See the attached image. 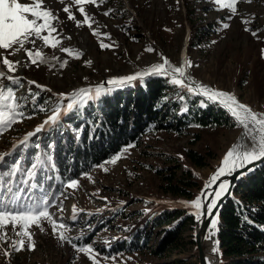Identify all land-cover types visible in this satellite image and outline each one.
I'll return each mask as SVG.
<instances>
[{
	"label": "rangeland",
	"instance_id": "1",
	"mask_svg": "<svg viewBox=\"0 0 264 264\" xmlns=\"http://www.w3.org/2000/svg\"><path fill=\"white\" fill-rule=\"evenodd\" d=\"M64 3L71 4V0H64ZM46 4L59 17L55 27L62 38L60 45L46 47L41 40L35 45H26L42 51L44 59L37 64L31 63L23 50L8 55L0 49V56L21 62L16 65L17 80L0 78V111L14 110L16 121L0 134V156H3L0 164L6 159L17 164L24 154L19 156V150L25 149L33 137L40 138L48 126L54 124L35 133L27 143H21L27 133L35 132L44 124L56 107L66 106L67 99L59 98L58 94L90 90L91 98L76 97L78 103L74 108L81 107L98 99L95 97L97 86L114 88L107 84L108 80L145 72L152 65L163 63L162 57L173 67L190 61L192 66L186 69V75L193 87L201 84L230 93L253 112L264 113V0H239L236 14L213 0H103L98 7L85 5L95 21L93 28L111 37L104 39V43L113 46L103 49L100 47L102 37L94 36L89 27H77L76 21L69 20L60 0H46ZM109 10L110 14L105 16L104 12ZM72 11L77 19H83L76 6H72ZM225 23L228 28L223 27ZM246 28L251 31H245ZM252 32H256V36ZM61 47L77 49L82 55L79 58L69 56L60 51ZM148 48L154 51H146ZM64 61L67 63L61 67ZM0 68L6 71V66L0 65ZM152 76L165 78L169 99H187L193 94L172 83L171 76L163 72L145 75L142 80L138 78L128 84ZM176 76L179 78L178 74ZM9 81L15 87L13 91L5 88ZM9 94L14 101L3 99ZM5 105L12 107L9 109ZM226 112L236 123L233 127L192 124L180 134L148 131L139 141L130 144L131 147L126 146L78 178L75 188L66 186L53 197L45 191L43 181L38 183L32 177V188H25L19 181L3 180L6 176L1 172L0 202L18 209L20 205L47 199L50 202L47 210L58 227L54 234L52 222L48 220H42L40 226H30L27 231L31 233L34 250H28V239L24 237L25 246L17 252L9 245L20 237L15 236L12 225L8 224L2 230L7 233V240L0 242V264H92L88 254L77 251L74 244L91 245L100 254L96 257L100 264H199L194 242L196 223L193 228L184 223L179 241L162 255H156L162 232L172 224L164 221L159 225L157 218L159 215L164 218L162 212L172 209L195 212L196 222L199 221L197 216L201 218V213L189 204L201 194L205 182L220 166L235 137L244 130ZM247 139L250 147L252 141L248 136ZM190 151L206 155L205 164H194L188 158ZM114 157L115 162H112ZM187 169L197 185L188 188L185 194H181L180 188L176 194L171 192L170 177L176 182ZM16 194L20 196L19 201L13 199ZM61 205L63 211L59 210ZM74 205L78 213L75 219ZM59 224L67 227L60 228ZM210 230L208 232L214 236L216 225L210 226ZM60 233L71 242L61 240ZM210 234L206 233L205 238ZM214 248L218 254L217 242ZM6 249L10 252L7 257L4 255Z\"/></svg>",
	"mask_w": 264,
	"mask_h": 264
},
{
	"label": "trees",
	"instance_id": "2",
	"mask_svg": "<svg viewBox=\"0 0 264 264\" xmlns=\"http://www.w3.org/2000/svg\"><path fill=\"white\" fill-rule=\"evenodd\" d=\"M5 88L15 89L10 81L5 83ZM168 90L165 78L152 76L135 84L114 87L95 101L62 114L41 134V139L35 136L25 149L19 150L24 154L17 164L9 159L0 164V173L6 176L3 180H16L30 188L34 177L38 183L43 181L45 191L53 197L71 180H77L139 141L148 131L180 134L192 124L199 127L236 124L222 106L208 101L207 106H201L203 100L198 94L182 100L169 99ZM205 156L194 151L188 153L197 166L205 164ZM33 164L37 165L36 173L30 175L34 172ZM191 176L187 169L176 182L170 177L171 192L176 194L180 188L181 194L188 193V188L197 185ZM162 214L164 218L162 215L157 218L159 225L164 221L172 224L160 236L155 250L158 256L179 241L184 223L191 228L196 223L192 213L181 209ZM216 228L222 264H264V164L241 179L222 205Z\"/></svg>",
	"mask_w": 264,
	"mask_h": 264
},
{
	"label": "snow or ice",
	"instance_id": "3",
	"mask_svg": "<svg viewBox=\"0 0 264 264\" xmlns=\"http://www.w3.org/2000/svg\"><path fill=\"white\" fill-rule=\"evenodd\" d=\"M64 4L63 12L67 14L69 20L76 21L77 27L87 26L92 29V34L100 39V47L110 48L113 45L104 43V39H111L108 33H101L98 28H93L95 23L93 17L86 11L85 5L99 6L103 0H71V4H65L64 0H60ZM179 2V0H177ZM213 2L219 5L221 8L227 7L233 14H236L239 0H213ZM76 6V11L83 17L82 20L77 19L76 15L72 11V6ZM111 10L104 12L105 16L110 14ZM231 19V16L228 17ZM59 20V17L54 14L52 9L46 4V0H29V2H21V0H0V49L8 53V55H14L16 52L21 50L24 51L31 63L37 64L42 62L44 57L41 50L28 48L26 45H35L37 40H41L46 47L56 48L61 44L62 38L59 37V31L55 27V22ZM248 23V21H242ZM224 28H228L227 23L223 24ZM245 31H251L246 28ZM46 33V34H45ZM253 36H256V32H252ZM70 38V37H69ZM61 52L79 58L82 52L77 49H71L67 47H61ZM146 51H154L153 48H148ZM264 52V50H262ZM35 57V58H33ZM53 59H58L53 57ZM163 63L152 65L147 71L142 73H136L135 75L115 77L107 81L108 85L115 87H122L133 80L140 78L141 80L145 75L149 74H160L163 72L165 75L171 76V82L181 87L187 88L190 93L202 95L206 98L205 101H201V106H207L206 101L212 103H219L223 106L237 121L238 125H242L245 129V134L251 139L252 144L250 147L244 144L233 145L232 148L223 156L220 166L216 171L209 177L205 182L204 188L201 190V194L197 196L193 201L190 202L189 206L200 212L201 215L206 214L210 218V226L215 227L217 224V217L215 210L218 209L219 202L222 197L228 192L230 188V182L227 180H221L220 178L226 174H231L234 170L240 167H244L247 164L253 163L258 160H264V113L253 112L248 106L239 103L235 96L230 93L214 90L208 86L201 84H195L189 80L186 75V69L191 67L190 61H184L181 66L173 67L167 58L162 57ZM20 61H12L7 56H0V65L6 66L7 73L12 75H6L4 70H0V78H7L9 80H17L15 76L16 65L20 64ZM67 61L61 63V67H64ZM88 63H91L90 61ZM178 74L179 78H177ZM188 80V83L185 81ZM30 84H35V81H29ZM38 87H42L39 86ZM113 88H104L103 86H97L95 88V97L99 98L101 95L112 91ZM2 96V93H0ZM59 98L67 99V104L64 108L56 107L52 114L47 117L44 124L38 126L35 132H29L25 135L22 144L27 143L29 138L35 133L40 132L45 126L55 123L60 118V115L67 114L72 111L77 105L78 100L76 97L88 96L91 98L90 90L79 89L73 93L58 94ZM5 100H13L14 97L9 94L3 97ZM4 107L11 109V105H5ZM15 121L14 110L9 112L0 111V134L7 127H10ZM132 145H129L131 147ZM3 156H0V160ZM116 157L113 158L112 162H115ZM37 167L36 164L32 165L34 170ZM14 174V173H13ZM34 174L30 172V175ZM77 186L76 180H71L67 187L75 188ZM11 191V189H9ZM13 199L19 201L20 196L16 194ZM50 202L47 199H42L40 203L32 202L25 206L20 205L17 208H9L0 202V242H6L7 233L2 230L7 227L8 224L12 225V230L15 236L20 237L18 240H13L9 247L13 251H21L25 246L24 237L28 239V250H34L35 245L32 243V236L27 229L32 226H40L42 220H48L52 222L53 233L57 232V223L52 219L51 214L48 212ZM60 211H63L62 205ZM75 205L73 206V219L77 215ZM195 214V212H193ZM200 219V216H197ZM19 226V231L17 227ZM60 228H66L64 224H59ZM43 230V229H41ZM61 240H68L71 242L69 237H66L63 233H60ZM77 251L86 253L89 259L92 260V264H100V260L96 259L100 254L95 252V249L91 246H77L73 245ZM216 248H213V252ZM4 255L7 257L10 252L4 250ZM107 260L109 257H103ZM112 260H116V257H111Z\"/></svg>",
	"mask_w": 264,
	"mask_h": 264
},
{
	"label": "water",
	"instance_id": "4",
	"mask_svg": "<svg viewBox=\"0 0 264 264\" xmlns=\"http://www.w3.org/2000/svg\"><path fill=\"white\" fill-rule=\"evenodd\" d=\"M0 70H2V69L0 68ZM6 75H8L7 72H6ZM263 164H264V160H258V161H255L253 163L247 164L244 167L237 168L231 174H226L225 176L220 178L221 180L229 181L230 182V188H229L228 192L222 197L221 201L219 202L218 209L215 210V214H216L217 219L219 218L222 205L232 196L234 189L238 186L241 179L244 176L251 173L255 168H257ZM209 227H210V218L206 214H204L201 216L199 221L196 222V229H195V235H194V242H195V245L197 248L198 263L199 264H206L205 249H204V238H205V235H206ZM216 233H217V228H216ZM215 241L217 242V235L215 237ZM217 246H218V244H217ZM218 249H219V247H218ZM218 256L220 257V253H218ZM221 264H222V262H221Z\"/></svg>",
	"mask_w": 264,
	"mask_h": 264
},
{
	"label": "bare ground",
	"instance_id": "5",
	"mask_svg": "<svg viewBox=\"0 0 264 264\" xmlns=\"http://www.w3.org/2000/svg\"><path fill=\"white\" fill-rule=\"evenodd\" d=\"M247 142H248V139H247V135L245 134V129H244V130L240 131L238 133V135L235 137V142L233 143V145H238V144L242 143L248 147ZM233 145H232V147H233ZM208 231H211L210 227H209ZM208 231H207V233L210 234ZM212 231H214V229H212ZM215 234H216V230H215ZM215 234H214V236L210 234V235H208L207 238H205L206 240L204 239L206 264H221L218 254L216 252H213V248L216 245Z\"/></svg>",
	"mask_w": 264,
	"mask_h": 264
}]
</instances>
